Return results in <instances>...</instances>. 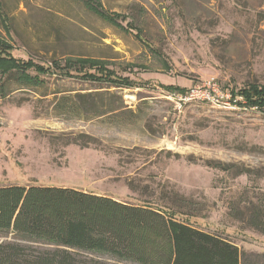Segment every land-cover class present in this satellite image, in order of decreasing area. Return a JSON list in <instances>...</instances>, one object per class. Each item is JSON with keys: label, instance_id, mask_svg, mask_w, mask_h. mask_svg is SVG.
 <instances>
[{"label": "rangeland", "instance_id": "374dc122", "mask_svg": "<svg viewBox=\"0 0 264 264\" xmlns=\"http://www.w3.org/2000/svg\"><path fill=\"white\" fill-rule=\"evenodd\" d=\"M96 1L113 22L88 0H0L9 18L0 19V45L12 47L1 45V57L46 68L101 60L130 81H97L89 74L105 76L102 68L78 63L68 67L80 75L72 78L35 69L24 80L0 75V188H73L132 205L163 200L181 223L264 254V232L242 219L264 204V109L191 104L177 112L162 88L209 79L235 92L264 86V0ZM90 93L108 94L112 108L121 98L127 111H72L75 96ZM16 239L0 232V243Z\"/></svg>", "mask_w": 264, "mask_h": 264}, {"label": "trees", "instance_id": "16d2710c", "mask_svg": "<svg viewBox=\"0 0 264 264\" xmlns=\"http://www.w3.org/2000/svg\"><path fill=\"white\" fill-rule=\"evenodd\" d=\"M87 4L92 12L113 22V16L102 9L99 1L88 0ZM0 19L3 24L9 21L1 7ZM137 38L147 44L139 34ZM6 47L12 49L10 45ZM76 63L102 68L105 76L89 74L97 81H111L121 88L130 85L129 80L117 78L105 62L84 58H68L64 65L53 62V68H46L0 56V75L24 80V71L35 69L39 73L52 70L72 78L80 76L68 68L74 69ZM162 88L168 92L186 91L177 86L162 85ZM232 91L242 97L240 106L264 109V86ZM107 95H77L72 111L89 117L127 111L121 98L119 106L104 104ZM128 113L135 115L131 110ZM161 201L132 205L73 188L2 187L0 232L14 233L17 239L0 243V264H106L87 257L89 253L109 255L117 264H264V254L242 252L220 236L181 223L175 219L180 212ZM242 219L264 232V204L248 208L247 218ZM44 245L53 247L42 249Z\"/></svg>", "mask_w": 264, "mask_h": 264}, {"label": "built area", "instance_id": "2783aa9c", "mask_svg": "<svg viewBox=\"0 0 264 264\" xmlns=\"http://www.w3.org/2000/svg\"><path fill=\"white\" fill-rule=\"evenodd\" d=\"M166 99L173 104L177 112H183L191 104H209L231 108L243 103L242 97L235 95L232 90L225 88L215 79L206 80L186 89V91L168 92Z\"/></svg>", "mask_w": 264, "mask_h": 264}]
</instances>
